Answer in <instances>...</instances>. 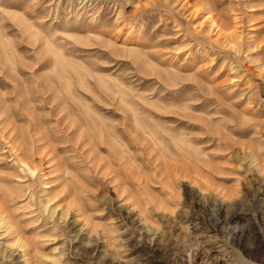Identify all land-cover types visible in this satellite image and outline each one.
Masks as SVG:
<instances>
[{
  "label": "rangeland",
  "instance_id": "rangeland-1",
  "mask_svg": "<svg viewBox=\"0 0 264 264\" xmlns=\"http://www.w3.org/2000/svg\"><path fill=\"white\" fill-rule=\"evenodd\" d=\"M263 64L264 0H0V264H264Z\"/></svg>",
  "mask_w": 264,
  "mask_h": 264
},
{
  "label": "bare ground",
  "instance_id": "bare-ground-1",
  "mask_svg": "<svg viewBox=\"0 0 264 264\" xmlns=\"http://www.w3.org/2000/svg\"><path fill=\"white\" fill-rule=\"evenodd\" d=\"M208 21L210 22V25L208 26V33H213V35L215 36L212 40L215 43H220V44H224L226 47L227 46H232V47H237V37L240 36V30H239V25L238 23H234L233 25H225L221 22H219V20H217L211 13L208 14L198 25L201 26L203 22ZM239 48V47H238ZM264 65V64H263ZM19 161L23 164L24 169L29 170L30 172L34 171V168H32L29 163L26 161L25 157H19ZM33 205V204H32ZM61 207V206H60ZM46 208V207H45ZM64 212V211H63ZM65 214H67V212L65 211ZM76 221V220H75ZM75 221H70L68 224L69 229H74V227H76L75 225ZM0 227L5 228V231L7 232H16L19 233V231H17V226L14 225V223L11 221V217L10 214L7 213V210L4 208V206L2 205V203L0 202ZM14 230V231H12ZM82 230V229H80ZM76 231V230H75ZM79 232V231H77ZM80 235V232L77 233V236ZM20 236V235H19ZM20 240V243L23 247H25L26 249H28V247L31 246L29 240H24L21 239L20 237L18 238V241ZM54 240V238H53ZM38 259V258H36ZM58 261V260H57ZM30 262V261H29Z\"/></svg>",
  "mask_w": 264,
  "mask_h": 264
}]
</instances>
